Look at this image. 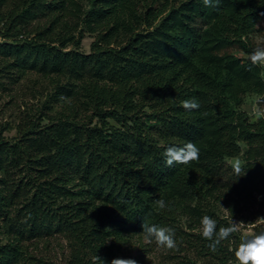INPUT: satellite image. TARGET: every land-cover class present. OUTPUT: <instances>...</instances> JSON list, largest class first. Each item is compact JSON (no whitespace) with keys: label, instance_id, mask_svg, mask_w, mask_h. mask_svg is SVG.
<instances>
[{"label":"trees","instance_id":"obj_1","mask_svg":"<svg viewBox=\"0 0 264 264\" xmlns=\"http://www.w3.org/2000/svg\"><path fill=\"white\" fill-rule=\"evenodd\" d=\"M257 47L264 0H0V90L16 102L28 76L53 83L42 109L0 117V264H146L142 223L175 230L172 264H239L241 231L213 253L200 222L218 230L239 216L227 160L241 154L243 184L264 205V116L242 108L254 96L264 113V65L247 59ZM188 99L200 107L185 110ZM187 142L198 162L167 167L165 148ZM59 239L63 263L35 254Z\"/></svg>","mask_w":264,"mask_h":264},{"label":"clouds","instance_id":"obj_2","mask_svg":"<svg viewBox=\"0 0 264 264\" xmlns=\"http://www.w3.org/2000/svg\"><path fill=\"white\" fill-rule=\"evenodd\" d=\"M201 2L205 7L214 8L218 7L220 0H201ZM247 59L250 61L252 67L264 65V47L255 48L248 54ZM182 107L187 111H192L198 109L200 105L195 99H188L182 102ZM256 116L259 119L261 116H264V113L257 110ZM163 155L165 165L170 168L175 164L187 165L191 162H198L200 149L194 143L187 142L183 146H167ZM231 168L235 178L246 174L244 162L239 158L233 160ZM155 205L159 210H170L169 204L163 199L156 200ZM223 209L228 210L226 208ZM259 219L264 221V217ZM200 223L202 226L200 234L203 239L209 241L207 246L213 253L219 250L223 241L228 240L237 231V225L245 224L234 221L232 219V212L231 223L227 227L222 226L217 230V221L208 215L203 216ZM141 227V233L146 243L151 244L154 241L158 247L166 250L177 248L176 234L172 227L156 224L150 225L148 223H142ZM234 255L239 264H264V231L254 234L251 238L243 239L235 250ZM94 264H105V262L96 255L94 257ZM111 264H136V261L133 259L114 258Z\"/></svg>","mask_w":264,"mask_h":264},{"label":"rangeland","instance_id":"obj_3","mask_svg":"<svg viewBox=\"0 0 264 264\" xmlns=\"http://www.w3.org/2000/svg\"><path fill=\"white\" fill-rule=\"evenodd\" d=\"M201 26V24H199ZM93 40L92 36L86 35V37L82 41L81 49L85 52L89 50L90 43ZM53 91V83L49 79H41L36 75H30L26 79H23L18 87H15L13 92H10L11 95H18V99L16 102L9 100V92L0 90V117L2 121H9L11 124L17 122V115L20 109L26 108L24 103H27V107L31 109H42L41 105L46 98L47 95L52 93ZM65 104H55L53 106L52 112H63L68 113ZM242 108L249 113L250 116L255 117L257 112V105L255 102L254 96H248L245 99V103L243 104ZM10 135L14 134V130L9 132ZM242 145V144H241ZM242 148L244 146L242 145ZM239 158L243 162V154L236 157ZM228 159V168H230L231 172V164L234 159ZM237 180L234 182L242 192V202L243 206L241 211L239 212V216L234 218L233 220L236 222H243L245 224L237 225V229L241 231L244 238H251L254 234L257 233V229H262L264 221L260 220L259 218L264 217V205L258 204L255 200L258 193L254 190L253 184L251 183H244V179L242 177L236 178ZM261 189L264 192V187L261 185ZM223 207V206H222ZM220 206L218 210V214H228V211L224 210ZM256 212L259 213L258 216ZM145 247H149L151 253L148 254L146 264H172L168 258H165L164 249L158 247L155 242L149 244L146 243ZM139 251V245L132 244L131 246H124L123 252L128 254H137ZM35 254L37 255H44L56 262L63 263L66 254V247H65V240L59 239L51 241L49 244L42 243L39 245L38 249H35Z\"/></svg>","mask_w":264,"mask_h":264}]
</instances>
